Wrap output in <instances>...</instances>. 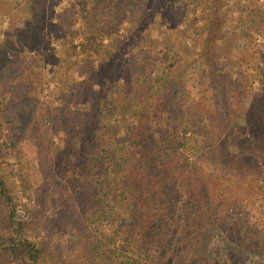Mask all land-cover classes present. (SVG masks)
<instances>
[{
    "label": "trees",
    "instance_id": "trees-1",
    "mask_svg": "<svg viewBox=\"0 0 264 264\" xmlns=\"http://www.w3.org/2000/svg\"><path fill=\"white\" fill-rule=\"evenodd\" d=\"M0 22V264H264V0Z\"/></svg>",
    "mask_w": 264,
    "mask_h": 264
},
{
    "label": "rangeland",
    "instance_id": "rangeland-1",
    "mask_svg": "<svg viewBox=\"0 0 264 264\" xmlns=\"http://www.w3.org/2000/svg\"><path fill=\"white\" fill-rule=\"evenodd\" d=\"M17 2H19V0H17ZM7 23H9V21H6V22H4L3 23V26H5ZM0 25H1V22H0ZM4 35H3V32L2 33H0V38H2ZM55 48H57V47H55ZM82 77H84L85 79H87L88 80V84L89 85H91V83L93 82V81H91V75L89 74V73H85V74H82ZM74 78L71 80V82L70 83H74ZM90 81V82H89ZM47 84L49 85V89H50V91H52L53 90V82H52V80L51 79H49L48 80V82H47ZM68 243H69V241H67V242H65V243H61L62 245H64V246H66V245H68Z\"/></svg>",
    "mask_w": 264,
    "mask_h": 264
}]
</instances>
